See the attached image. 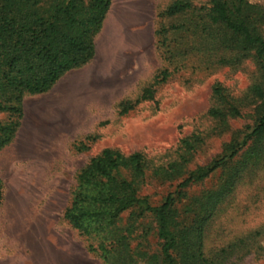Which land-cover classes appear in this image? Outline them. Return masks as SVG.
<instances>
[{
  "label": "rangeland",
  "instance_id": "rangeland-1",
  "mask_svg": "<svg viewBox=\"0 0 264 264\" xmlns=\"http://www.w3.org/2000/svg\"><path fill=\"white\" fill-rule=\"evenodd\" d=\"M173 1L112 0L99 35L103 44L110 36L115 41L116 58L107 70L106 92L82 93L75 86L59 85L41 94L25 93L21 126L0 150V264H106L90 250L88 237L64 217L77 175L104 149L125 155L140 151L159 167L184 152L182 137L198 134L202 142L187 168L192 171L211 164L233 139L252 130L259 105L251 91L259 82L253 58L220 63V55L211 50L187 53L185 46L191 49V43L185 37L175 58L179 69L172 66L168 81L151 87L157 72L168 66L157 48L155 31L161 22L172 21L157 15ZM191 1L203 5L209 0ZM249 1L264 5V0ZM216 84L229 90L243 117L221 123L209 115L217 105L212 91ZM149 87L155 88L154 98L138 103ZM124 103L137 104L122 114ZM9 119L8 112H0V122ZM246 150L238 159H245ZM185 176L165 181L148 170L139 192L159 205ZM223 178L217 170L189 186V198L216 188ZM233 189L205 227L204 253L216 259L215 264H264V152L250 160ZM189 198L181 200L180 211ZM139 225L132 246L159 253L161 241L153 219L145 216Z\"/></svg>",
  "mask_w": 264,
  "mask_h": 264
},
{
  "label": "trees",
  "instance_id": "trees-1",
  "mask_svg": "<svg viewBox=\"0 0 264 264\" xmlns=\"http://www.w3.org/2000/svg\"><path fill=\"white\" fill-rule=\"evenodd\" d=\"M111 6L112 0H0V112L10 114L7 123L0 122V150L13 141L21 126L25 93H45L67 72L94 60L95 37ZM157 17L172 21L161 22L155 31L157 48L168 66L157 72L151 87L166 83L172 66L179 69L175 58L185 37L191 43V49L185 46L187 53L211 50L220 55V63L253 58L259 73V82L251 88L259 101L255 124L242 139H233L211 164L192 171L187 168L202 142L198 134L182 137L184 152L159 167H153L140 151L125 155L104 149L77 175L64 217L74 230L88 237L90 250L98 252L106 264H215L216 259L204 253L205 227L234 191L250 160L259 159L264 152V5L249 0H209L203 5L175 0ZM151 87L143 90L138 103L154 98L155 88ZM212 91L217 103L209 111L212 118L224 123L244 116L226 87L216 84ZM135 104H122L121 113L129 112ZM244 148L246 156L240 160ZM148 170L165 181L187 176L175 192L154 205L139 192ZM217 170L224 175L220 184L202 196L189 198L186 189ZM2 187L0 178V202ZM186 197L189 202L180 211L179 203ZM145 216L156 224L159 253L132 246Z\"/></svg>",
  "mask_w": 264,
  "mask_h": 264
},
{
  "label": "crops",
  "instance_id": "crops-1",
  "mask_svg": "<svg viewBox=\"0 0 264 264\" xmlns=\"http://www.w3.org/2000/svg\"><path fill=\"white\" fill-rule=\"evenodd\" d=\"M103 29H101V32H99L95 38L96 56L94 60L85 66L67 72L55 84V87L61 85L63 88L68 89L69 87L72 88V86H75L79 88V91L81 90L82 93H88L91 90L96 92L107 91V70L110 68V64L115 60L116 56L115 47L113 45L115 42L114 37H108L109 40H107V44H103L102 38L100 39L99 37ZM76 77L79 78V82L76 80ZM83 98L85 99V97Z\"/></svg>",
  "mask_w": 264,
  "mask_h": 264
}]
</instances>
